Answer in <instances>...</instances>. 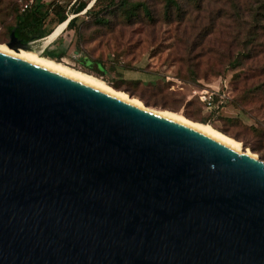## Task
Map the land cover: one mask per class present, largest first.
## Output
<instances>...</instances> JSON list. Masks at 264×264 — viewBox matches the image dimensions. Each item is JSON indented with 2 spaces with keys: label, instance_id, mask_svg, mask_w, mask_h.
<instances>
[{
  "label": "water",
  "instance_id": "obj_1",
  "mask_svg": "<svg viewBox=\"0 0 264 264\" xmlns=\"http://www.w3.org/2000/svg\"><path fill=\"white\" fill-rule=\"evenodd\" d=\"M246 150L0 52V264H264Z\"/></svg>",
  "mask_w": 264,
  "mask_h": 264
},
{
  "label": "rangeland",
  "instance_id": "obj_2",
  "mask_svg": "<svg viewBox=\"0 0 264 264\" xmlns=\"http://www.w3.org/2000/svg\"><path fill=\"white\" fill-rule=\"evenodd\" d=\"M127 1L143 6L130 20L121 8L103 13L102 1L92 12L77 15L72 29L65 31L62 23L42 44L27 48L41 56L50 43L53 61L83 73L79 59L101 63L104 77L89 75L118 86L120 90L114 89L147 108L199 124L207 119L206 125L264 160V75L257 72L264 67V37L254 42L260 45L254 57L244 58L246 44L251 45L247 16L235 19L233 0H203L201 10L194 0H178V8H169L164 0ZM247 1L238 0L244 6ZM86 2L87 11L95 0H48L42 10L45 21L56 22L57 14L75 15L77 6ZM18 15L17 0H0V46L10 42L8 31ZM97 15L107 23L96 24ZM201 90L225 93L228 100L219 109L207 110L198 99Z\"/></svg>",
  "mask_w": 264,
  "mask_h": 264
},
{
  "label": "trees",
  "instance_id": "obj_3",
  "mask_svg": "<svg viewBox=\"0 0 264 264\" xmlns=\"http://www.w3.org/2000/svg\"><path fill=\"white\" fill-rule=\"evenodd\" d=\"M102 1H104V7H103V13H111L116 11L117 9L121 8L123 11V15L127 18V20H130L135 15V12L137 11V8L143 7V6H131L129 5V2L127 0H95L94 5L92 8H90L85 14L92 12V10L97 7ZM166 5L169 8H178L179 2L178 0H164ZM203 0H194V3L196 4V7L200 10L203 8L202 4ZM235 4V5H234ZM88 3L85 4H79L76 8L77 12L75 15H79L82 13ZM234 5V15L236 20H242V17L247 16L248 18V27L246 28L248 31L247 36L250 37L251 45L246 44L247 53L244 55V58H248L249 60L254 57V52L256 49L260 46L254 43L258 36L263 35L264 37V0H250L244 4H240L238 0H233ZM19 15L15 18V24L9 28V36L12 31H14V37L15 39L21 43L22 45L26 47H31L34 42L41 40L42 38H45L46 36H49L53 30L60 24H65L68 29H72L74 27V24L76 22L77 17H74L70 22H65L67 20V16L64 14H57L56 16V23L54 25V28L51 30H43V25L46 16L44 14H40L36 11V8H34L32 11L27 12L25 14L20 13L18 9ZM95 23L99 25H104L107 23L106 19H104L102 16L97 15L95 17ZM264 46V42L262 43ZM247 46H250L249 48ZM62 54L61 56H63ZM41 56L46 58H52V55H50V52L47 50L43 51L41 53ZM50 59V60H51ZM239 64V58L235 61ZM81 70L88 74H95L98 77H104L105 71L101 63L89 60L85 57L79 59L78 61ZM260 76L264 75V67L258 69L257 71ZM120 90L118 86H114L113 89ZM121 92V91H119ZM132 98V97H131ZM202 104V103H201ZM203 105V104H202ZM204 106V105H203ZM201 124H207V119H202L199 121ZM198 123V122H197ZM218 131V130H217ZM226 133V131L224 132ZM227 136V135H226ZM229 137V136H228Z\"/></svg>",
  "mask_w": 264,
  "mask_h": 264
},
{
  "label": "bare ground",
  "instance_id": "obj_4",
  "mask_svg": "<svg viewBox=\"0 0 264 264\" xmlns=\"http://www.w3.org/2000/svg\"><path fill=\"white\" fill-rule=\"evenodd\" d=\"M0 52L3 53H9L13 57H16L18 59H21L23 61H29V62H34L36 64H39L52 72H55L57 74H60L62 76L68 77L72 80L78 81L82 84H85L87 86H90L94 89H97L103 93H106L108 95H111L117 99L123 100L125 102H128L130 104H133L137 107L140 108H145L150 112H153L155 114H158L160 116L166 117L168 119H171L173 121L179 122L181 124H184L186 126H189L215 140H218L238 151L242 150V145L237 142L236 140L224 135L223 133L217 131L216 129L212 128L210 125H204V124H199L192 122L180 115H177L176 113H172L169 111H161V110H154L147 108L146 106L143 105V103L136 99V98H131L128 94L124 92H119L109 85H107L105 82L102 80H99L98 78L91 76L89 74L70 69L67 67L65 64H62L61 62H56L53 60H50L48 58L40 56L38 53L34 52L30 48L25 47H20V46H0ZM247 153H250L249 150H246ZM255 157L256 155L253 154Z\"/></svg>",
  "mask_w": 264,
  "mask_h": 264
},
{
  "label": "built area",
  "instance_id": "obj_5",
  "mask_svg": "<svg viewBox=\"0 0 264 264\" xmlns=\"http://www.w3.org/2000/svg\"><path fill=\"white\" fill-rule=\"evenodd\" d=\"M37 2L38 0H17L18 9L20 13L25 14L32 11ZM198 99L207 110H214L223 107L226 104L228 97L222 92L201 90L198 92Z\"/></svg>",
  "mask_w": 264,
  "mask_h": 264
},
{
  "label": "crops",
  "instance_id": "obj_6",
  "mask_svg": "<svg viewBox=\"0 0 264 264\" xmlns=\"http://www.w3.org/2000/svg\"><path fill=\"white\" fill-rule=\"evenodd\" d=\"M47 1L48 0H38V2H37V4H36V6H35V8H36V11L37 12H39L40 14H42L43 15V12H42V10H43V6H46V5H48L47 4ZM89 6V5H88ZM87 9V8H86ZM86 9L82 12V13H80V15H83V14H85L87 11H86ZM74 17H79V16H77V15H71V16H68V18H67V20L65 21V22H67V21H69L70 22V20H72ZM54 23V24H53ZM55 21H54V19H52V18H49L48 20H47V22L46 21H44V25H43V30L45 31V30H51V29H53L54 28V25H55ZM53 24V25H52ZM51 26V27H50ZM59 26V25H58ZM56 29V28H55ZM54 29V30H55ZM68 28L66 27L64 30L66 31ZM53 30V31H54ZM63 30V31H64ZM62 31V32H63ZM61 32V33H62ZM60 33V34H61ZM60 34L54 39V40H52L53 41V43H55L56 41H57V39L59 38V36H60ZM48 36H46L45 38H42L41 40H38V41H36V42H34L33 43V45L34 44H38V43H40V44H42L43 42H44V40L47 38ZM51 41V42H52ZM50 43H48L47 45H45L42 49H43V51H45V50H47L48 52H50V55L52 54V52L49 50V45ZM52 44V43H51ZM43 51H42V53H43ZM39 54V53H38ZM49 59H51V58H49ZM52 60H54V59H52Z\"/></svg>",
  "mask_w": 264,
  "mask_h": 264
}]
</instances>
